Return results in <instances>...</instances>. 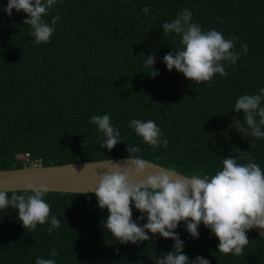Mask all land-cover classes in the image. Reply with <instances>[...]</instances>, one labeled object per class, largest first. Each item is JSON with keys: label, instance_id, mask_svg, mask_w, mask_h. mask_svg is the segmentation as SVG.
<instances>
[{"label": "trees", "instance_id": "16d2710c", "mask_svg": "<svg viewBox=\"0 0 264 264\" xmlns=\"http://www.w3.org/2000/svg\"><path fill=\"white\" fill-rule=\"evenodd\" d=\"M6 5L0 0V168L23 165L15 155L21 152L28 160L58 164L132 156L127 145H139L135 157L186 175L210 177L222 170L223 158L234 157L264 170V138L241 132L237 120L242 123L243 113L232 110L241 95L264 88V0H63L44 17L60 19L50 41L40 45L23 24L27 15L15 9L8 15ZM182 9L192 11L202 30L237 38L235 50L247 44L235 65L224 62L227 76L196 84L167 70L163 57L181 46L179 36L163 35L162 25ZM149 54L155 57V77L144 64ZM108 113L123 139L112 150L100 147L102 134L88 122ZM132 119L154 120L167 148L152 151L128 127ZM24 190L7 192L10 198ZM81 193L48 191L44 199L60 221L52 233L47 223L24 229L16 209L0 210V264H35L37 258L56 264H157L172 250L174 241L158 234L148 233L150 239L138 244L113 240L102 226L107 209L98 207L93 192ZM141 215L133 207V220ZM175 231L189 261L201 256L209 264H264V238L252 229L241 256L219 253V241L203 224L197 239L183 222ZM53 248L56 257L49 256Z\"/></svg>", "mask_w": 264, "mask_h": 264}, {"label": "clouds", "instance_id": "9594fccd", "mask_svg": "<svg viewBox=\"0 0 264 264\" xmlns=\"http://www.w3.org/2000/svg\"><path fill=\"white\" fill-rule=\"evenodd\" d=\"M58 2L63 3V0H7L4 11L8 15L13 9L24 12L27 19L23 24L30 26L34 43L40 45L48 43L55 32V24L60 17L53 16L50 22H46L44 17ZM142 12L147 15L150 9L145 6ZM192 16V11L182 9L171 22L162 25L163 35L175 34L180 37L181 49L170 51L163 57L167 70L175 69L196 84L211 82L216 74L227 76L224 62L235 65L241 55L247 54V44L243 43L239 51L235 50L237 38L227 39L215 29L202 30ZM144 64L150 70L148 74L151 77L159 74L158 70H152L154 54H149ZM262 101L264 88L259 90V94L241 95L232 109L243 113L242 123L237 120L241 124L240 131L256 139L264 138ZM88 122L102 134V149L112 150L123 141L120 131L112 124L111 113L92 115ZM128 127L143 143L151 146L152 151L161 145L167 148L168 141L162 138L161 129L154 120L132 119ZM126 150L133 154L128 157L129 167L101 174L94 189L81 193L92 191L98 207L107 209L108 216L106 221H102V226L113 240L122 245L138 244L150 239L148 233L158 234L174 243L171 251L158 258L157 264H209L201 256L189 261L188 256L183 254L184 243L175 231L181 222L193 239L199 237L201 224L210 229L219 241L217 251L223 255H243L250 243L247 232L254 227L264 229V170L258 164L238 163L235 157L223 158L222 170L210 177L180 176L169 168L133 183L130 175H142L145 162L134 156L141 151L139 145H127ZM17 155L23 159V165L39 163L37 159L28 160L26 152ZM48 191L44 185L34 187L29 184L22 194L13 192L9 198L7 190H0V210L5 211L9 207L16 209L17 219L24 229L35 231L38 224L47 223V230L52 233L60 227V221L56 215H51V206L44 199ZM133 207L142 214L136 221L132 217ZM144 214L146 223L140 225L138 221L145 219ZM57 255L55 248L49 253L50 257ZM35 264H56V261L37 258Z\"/></svg>", "mask_w": 264, "mask_h": 264}, {"label": "water", "instance_id": "95a60500", "mask_svg": "<svg viewBox=\"0 0 264 264\" xmlns=\"http://www.w3.org/2000/svg\"><path fill=\"white\" fill-rule=\"evenodd\" d=\"M128 157L115 156L58 164L32 163L14 168H0V190L26 189L31 184L34 187L44 185L53 191L85 192L97 186L101 174L129 167ZM142 159L145 162V171L139 176L130 175L129 178L133 183H139L148 175L157 171L169 169L144 158ZM177 173L180 176H188ZM252 230L264 238V229L254 227Z\"/></svg>", "mask_w": 264, "mask_h": 264}, {"label": "rangeland", "instance_id": "374dc122", "mask_svg": "<svg viewBox=\"0 0 264 264\" xmlns=\"http://www.w3.org/2000/svg\"><path fill=\"white\" fill-rule=\"evenodd\" d=\"M17 154H18V153H16V157L18 156Z\"/></svg>", "mask_w": 264, "mask_h": 264}]
</instances>
